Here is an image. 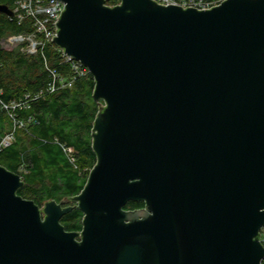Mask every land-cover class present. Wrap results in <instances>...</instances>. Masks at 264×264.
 Masks as SVG:
<instances>
[{"label": "water", "instance_id": "water-1", "mask_svg": "<svg viewBox=\"0 0 264 264\" xmlns=\"http://www.w3.org/2000/svg\"><path fill=\"white\" fill-rule=\"evenodd\" d=\"M60 1L52 40L93 78L96 162L41 206L0 166V264H261L264 0Z\"/></svg>", "mask_w": 264, "mask_h": 264}, {"label": "trees", "instance_id": "trees-1", "mask_svg": "<svg viewBox=\"0 0 264 264\" xmlns=\"http://www.w3.org/2000/svg\"><path fill=\"white\" fill-rule=\"evenodd\" d=\"M14 2L0 0L10 10ZM118 2L105 0L108 6ZM31 30L29 20L18 24L0 13V97L5 103L44 90L49 69L68 74V65L61 62L55 44H47L34 56L26 55L20 47L1 46L6 36ZM93 88L89 74L75 81L71 88L34 97L26 109L17 111V118L25 125L21 129L14 127L7 113L0 110V139L14 130V141L0 152V166L23 178L24 186L18 189V196L40 206L47 200L61 202L81 192L96 162L90 133L99 103L92 98ZM62 146L73 150V163ZM143 206V202L130 201L124 208L135 210ZM82 219L83 214L74 207L61 218L60 224L67 232H79Z\"/></svg>", "mask_w": 264, "mask_h": 264}, {"label": "built area", "instance_id": "built-area-1", "mask_svg": "<svg viewBox=\"0 0 264 264\" xmlns=\"http://www.w3.org/2000/svg\"><path fill=\"white\" fill-rule=\"evenodd\" d=\"M160 5H174L182 8H194L197 10H207L219 5L224 0H153ZM64 9V3L60 0H15L8 17L21 24L25 20L31 23V32L18 35H8L4 43L8 47H20L26 55L34 56L47 44H54L52 38L56 36L58 17ZM61 55V62L68 65V74H62L55 69L48 70L49 81L44 90H40L33 95L26 94L24 99H18L5 103L0 97V110L7 113L12 120L14 127L21 129L25 125L17 118V111L26 109L28 101L34 97L44 95V93H54L58 90L71 88L75 81L89 75L88 69L78 60L66 56L60 48L55 46ZM1 95V91H0ZM14 141V130L4 135L0 139V152L10 146ZM62 149L70 162H74L73 150L62 146ZM259 242L264 246V227L259 231ZM264 264V258L262 263Z\"/></svg>", "mask_w": 264, "mask_h": 264}, {"label": "crops", "instance_id": "crops-1", "mask_svg": "<svg viewBox=\"0 0 264 264\" xmlns=\"http://www.w3.org/2000/svg\"><path fill=\"white\" fill-rule=\"evenodd\" d=\"M7 37V36H6ZM5 37V38H6ZM5 38H3L2 40H1V46L3 47V48H13V47H8L3 41H4V39Z\"/></svg>", "mask_w": 264, "mask_h": 264}, {"label": "flooded vegetation", "instance_id": "flooded-vegetation-1", "mask_svg": "<svg viewBox=\"0 0 264 264\" xmlns=\"http://www.w3.org/2000/svg\"><path fill=\"white\" fill-rule=\"evenodd\" d=\"M23 183H24V182H23ZM23 186H24V185H23ZM23 186H22V187H23ZM22 187H21V188H22ZM17 191H18V190H17ZM16 193H17V192H16ZM36 205H37V204H36ZM40 206H41V205H40Z\"/></svg>", "mask_w": 264, "mask_h": 264}]
</instances>
